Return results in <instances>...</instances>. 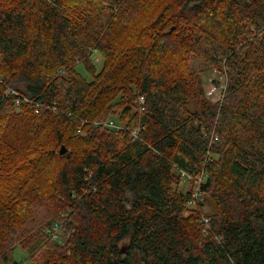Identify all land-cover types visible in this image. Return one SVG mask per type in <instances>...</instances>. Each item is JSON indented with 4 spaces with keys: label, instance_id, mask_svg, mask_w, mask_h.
I'll return each instance as SVG.
<instances>
[{
    "label": "trees",
    "instance_id": "1",
    "mask_svg": "<svg viewBox=\"0 0 264 264\" xmlns=\"http://www.w3.org/2000/svg\"><path fill=\"white\" fill-rule=\"evenodd\" d=\"M196 61L226 75L222 101ZM183 172L207 174L196 208ZM19 246L32 264H264V0H0V264Z\"/></svg>",
    "mask_w": 264,
    "mask_h": 264
},
{
    "label": "rangeland",
    "instance_id": "2",
    "mask_svg": "<svg viewBox=\"0 0 264 264\" xmlns=\"http://www.w3.org/2000/svg\"><path fill=\"white\" fill-rule=\"evenodd\" d=\"M159 3L160 8L165 4V2L168 4H173L176 0H156ZM156 4V3H155ZM150 10V6H146L142 10V14L147 13ZM94 61L96 63V67L98 70L102 67V58L99 55V53H95ZM194 70H199L201 72V78L203 81V88L205 90V95L207 98L211 100V102H218L223 100L224 91L227 86V78L224 73H221L220 70L208 67L203 62L196 61L193 63ZM79 72L85 76L88 79H91V74L87 71L84 64L78 65ZM181 188L186 189L188 186L191 187V184L189 182L184 181L181 183ZM185 186V187H184ZM187 186V187H186ZM211 211V207L209 205H205L203 212L206 214ZM204 221H208V218H204ZM69 236L68 230L66 226L63 224V227H58V229L52 228L51 232V239L54 242H58L60 244H65L66 240ZM14 258L15 260L19 261L20 264H32L28 261V254L22 247H17L14 252Z\"/></svg>",
    "mask_w": 264,
    "mask_h": 264
},
{
    "label": "built area",
    "instance_id": "3",
    "mask_svg": "<svg viewBox=\"0 0 264 264\" xmlns=\"http://www.w3.org/2000/svg\"><path fill=\"white\" fill-rule=\"evenodd\" d=\"M13 93H15V92L13 91ZM141 101L143 102L144 99L141 98ZM109 125L116 127V125L114 124L113 121H111L109 123ZM214 140H218L217 135L214 136ZM183 176L185 177L186 182H189L191 184V187H192V195H191L190 200L188 201V206L196 208L198 206V202L200 201V199L202 197V191L200 190L199 185L206 182L207 174L202 173L200 176L194 177V176H191V175L183 172ZM58 227L55 226L54 229L56 230V229H58Z\"/></svg>",
    "mask_w": 264,
    "mask_h": 264
},
{
    "label": "water",
    "instance_id": "4",
    "mask_svg": "<svg viewBox=\"0 0 264 264\" xmlns=\"http://www.w3.org/2000/svg\"><path fill=\"white\" fill-rule=\"evenodd\" d=\"M67 151V148L63 145L61 146L60 153L64 154ZM13 264H20L19 261L14 260Z\"/></svg>",
    "mask_w": 264,
    "mask_h": 264
}]
</instances>
